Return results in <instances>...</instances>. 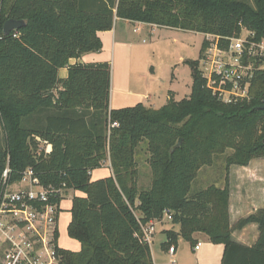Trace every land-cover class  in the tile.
Masks as SVG:
<instances>
[{"label":"trees","instance_id":"obj_1","mask_svg":"<svg viewBox=\"0 0 264 264\" xmlns=\"http://www.w3.org/2000/svg\"><path fill=\"white\" fill-rule=\"evenodd\" d=\"M115 18L209 35L223 51L244 29L253 33L248 42L264 37V0H0V191L8 168L9 184L31 169L45 187L82 193L71 201L67 226L80 250L57 247L60 264H153L142 228L165 214L180 230L166 231L162 247L179 238L193 246L192 235L203 233L224 247L221 264H264V209L231 226L227 185L192 191L199 171L227 150V168L264 159V57L250 58L248 96L224 103L199 69L211 45L204 39L199 60L185 61L192 77L187 98L169 97L157 110H110V64L69 61L101 51L97 33L110 31ZM10 19L25 25L5 35ZM62 68L65 79L58 77ZM141 145L149 154L147 189L137 186ZM105 162L111 175L92 180ZM249 224L258 227L256 243H234L232 233Z\"/></svg>","mask_w":264,"mask_h":264},{"label":"rangeland","instance_id":"obj_2","mask_svg":"<svg viewBox=\"0 0 264 264\" xmlns=\"http://www.w3.org/2000/svg\"><path fill=\"white\" fill-rule=\"evenodd\" d=\"M157 30L151 36L129 32L125 44L129 46L128 48L122 46V48H116L113 53H111L110 49L104 51L102 57L109 62L111 76H113V92L111 93V107L113 109L136 106L140 101H143L142 97L146 92H150L153 98L151 103H154L156 107L163 105L164 95L167 90L175 93L176 101L184 99L191 93V70L185 61L199 60L201 45L207 37L196 32ZM252 37V32L245 29L242 30L240 36L242 40L248 41ZM207 40L211 44L214 43L212 37ZM258 45L255 54L264 55V37ZM260 67L264 68V64H260ZM203 68H207V66L201 60L199 62V69L203 71ZM153 81L156 82L155 87L152 84ZM125 82L127 84L125 92H123L122 88L125 87ZM3 144L4 133L0 123V145ZM231 153L232 151L227 150L224 155L215 159L212 166L202 168L192 183V191L207 189L214 185V182L219 184L218 187L224 188L227 185L228 170L225 158ZM148 158L149 154L145 145H141L135 156L138 171L137 186L140 189H147L151 182ZM103 174H108V170H103L97 175ZM97 175L93 174V178L97 177ZM67 196L68 191L65 193L64 199ZM69 205V201L66 200L61 205V213L59 214L57 224V246L67 251L76 252L80 249L79 243L70 239L67 235V226L71 219L68 211ZM136 214L138 215V213ZM166 219L165 215L163 223L157 226L164 230H175L176 226ZM161 234L157 233L150 243L156 245ZM184 242L188 254L191 255L193 247L188 242Z\"/></svg>","mask_w":264,"mask_h":264},{"label":"built area","instance_id":"obj_3","mask_svg":"<svg viewBox=\"0 0 264 264\" xmlns=\"http://www.w3.org/2000/svg\"><path fill=\"white\" fill-rule=\"evenodd\" d=\"M258 46L239 38L230 40L227 51L220 50L214 42L205 52L202 60L207 68L200 71L207 80V88L220 101L230 103L248 96L253 77L250 58L264 57L255 54ZM244 54L249 58L247 63L243 62ZM8 173L7 168L0 191V264H60L56 233L63 200L58 203L51 199L64 198L65 191L41 185L31 169L14 184L8 183ZM142 231L149 244L151 231L146 226ZM173 251V247L169 248L170 254Z\"/></svg>","mask_w":264,"mask_h":264},{"label":"crops","instance_id":"obj_4","mask_svg":"<svg viewBox=\"0 0 264 264\" xmlns=\"http://www.w3.org/2000/svg\"><path fill=\"white\" fill-rule=\"evenodd\" d=\"M157 29L180 31L176 29L163 28L155 25L136 23L128 20L115 18L114 25L110 31L97 33V36L102 43L101 51L97 53L83 54L79 59L70 60L69 65H96L100 63H109L106 59H104V57H102V55H104V51L106 49H110L111 53H113L116 48H122V46L128 48L129 46L125 44L127 42V34H129V32H132L133 34L141 33L146 36H151L153 33L158 31ZM67 74V68H62L58 71V77L60 79H65L67 77ZM155 83V81L152 82L154 87ZM126 84L127 82H125V87L122 88L123 92H125ZM112 85L113 76H111L110 79V110H114L111 107V93L113 92ZM189 95H187L185 98H187ZM169 97H173V99L176 101L175 93L171 90H167L164 95L163 105H159V107H156L154 103H151L153 101L152 95L150 94V92H146L145 95H143L142 97L143 101H140V103L138 104H141L146 108H152L157 110L166 104ZM36 140L39 141L38 138ZM40 144L41 149L44 150L46 154L51 152L50 144ZM103 170H108V174L97 175ZM93 174H95V176L97 175V177L93 178ZM110 175V164L109 162H105L102 168L91 172V179H102ZM226 181L229 190L228 212L231 226L234 225L239 219L246 218L254 212L264 209V159H254L250 161L246 166H230L227 170ZM218 185V183L214 182V185L212 186L219 189H223V187L220 188L218 187ZM77 196H82V193L72 190L68 191V198L66 197L64 199L66 201H69L70 205L68 211L71 208L72 199ZM64 200L61 202V205ZM164 216L160 221H150L146 225V227L151 231V239L155 238L157 233H162L160 235L159 240L156 242V245L149 243L153 264H221L224 247L222 245L212 244L209 238L203 233H194L192 235L194 245L191 246L193 247L191 255L188 254L184 246L185 242L181 238L177 240V243L175 245L171 246L174 248V251L172 254H170L169 248L162 247L163 244L167 241L165 232L169 230H164L163 228L157 226L158 224L163 223ZM166 217V220L171 223L170 219L168 218V215H166ZM175 226L176 229L171 230L178 233L180 230V226ZM231 238L232 241L236 244H239L244 247H252L256 243L258 238V227L256 224L246 225L242 229L234 231L231 235ZM196 247L197 249H195Z\"/></svg>","mask_w":264,"mask_h":264},{"label":"water","instance_id":"obj_5","mask_svg":"<svg viewBox=\"0 0 264 264\" xmlns=\"http://www.w3.org/2000/svg\"><path fill=\"white\" fill-rule=\"evenodd\" d=\"M25 25L24 21H17V20H7L4 25H3V33L5 35L9 34L12 31H16L20 28H22ZM260 110H264V105H262L261 107H259ZM181 144V139L178 141V143L176 144L175 148L180 147Z\"/></svg>","mask_w":264,"mask_h":264}]
</instances>
